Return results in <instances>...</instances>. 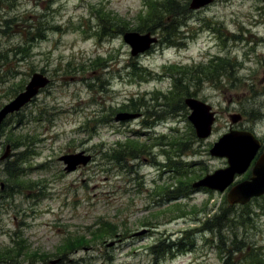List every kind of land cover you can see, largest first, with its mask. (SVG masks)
Instances as JSON below:
<instances>
[{
  "label": "rangeland",
  "instance_id": "1",
  "mask_svg": "<svg viewBox=\"0 0 264 264\" xmlns=\"http://www.w3.org/2000/svg\"><path fill=\"white\" fill-rule=\"evenodd\" d=\"M178 3L189 6L185 0ZM6 5L0 6V109L25 90L35 73L49 76L52 83L8 118L0 132V158L11 145L8 159L0 161V249L15 248L26 239L27 252L36 254L0 264H53L66 238L85 234L90 240L100 222L116 225L117 235L91 243L58 264H224L231 254L239 264H251L248 255L254 253L264 259V196L232 206L228 190L193 187L228 166L211 149L231 129L251 131L264 143L263 0H215L201 10H189L165 25L179 26L178 46L163 42L158 30L159 42L135 57L122 36H98L94 14L95 9L110 10L130 23V31H137L138 15L146 7L143 0H16ZM38 24L43 38L32 42ZM98 55H112L113 60L105 70L93 71L90 60ZM135 63L155 76H131L128 65ZM173 64L196 71V77H188L191 96L217 113L207 139L190 137L191 111L184 103L169 115L162 95L173 91L168 70ZM209 69L220 73L212 75ZM130 99H144L149 108L141 107V117L120 123L118 112H111L129 105ZM148 112L159 115L150 119L152 129L143 126ZM232 114L243 120L232 126ZM106 117L111 121L101 122ZM137 131L140 141L151 145L138 160L119 163L107 157ZM178 135L191 139L183 151L153 146L156 138L166 136L168 144ZM16 137L31 147L15 149ZM83 150L93 160L67 173L59 158ZM169 156L192 163L191 178L178 183L166 173L153 182L161 171L157 165L168 164ZM25 157L28 164L20 174L29 184L12 186L13 170L7 175V165ZM247 173L237 181L248 178ZM157 184H174L187 199L170 200L175 194L167 191L173 189L156 190ZM176 202L189 214L152 219ZM181 236L187 241L178 252L172 245ZM169 247L175 249L164 256Z\"/></svg>",
  "mask_w": 264,
  "mask_h": 264
},
{
  "label": "trees",
  "instance_id": "2",
  "mask_svg": "<svg viewBox=\"0 0 264 264\" xmlns=\"http://www.w3.org/2000/svg\"><path fill=\"white\" fill-rule=\"evenodd\" d=\"M15 1L16 0H0V6L1 5L8 6L6 5L7 2L8 4H13ZM186 1L190 2L191 0H185V2ZM178 2L179 0H164L163 2H159L157 0H145L146 9L138 15V23L136 26V30L139 32H143V33L152 32L154 34L158 30H160L161 31L160 34H161L163 42L170 44V45H178L177 41L179 37L178 35L179 26L176 28L175 27H169V28L165 27L166 24H169L175 19L178 20L180 17L184 16L186 13L189 12V6L187 4L179 5L180 3ZM182 6H185V7H182ZM94 15H95L94 18L98 20V27H99L98 36L99 37L120 36L121 34L131 30L130 23H127L126 20L122 19L119 15L114 14L110 10L106 9V11H104L102 9H95ZM39 26H40L39 24L37 26H34L33 31H35V33L33 34V37L31 40L32 42H36L37 40L43 38V36L40 34ZM112 58H113L112 55H109L106 58L102 56H98L95 59L90 60V67H92L93 71H96L97 69H100V68L102 70H105L106 68L109 67V61H111ZM100 62H104V64L101 65ZM213 64H214V61H211V66ZM211 66L208 68H211ZM82 68L84 67L82 66ZM129 68H131V71L129 74L133 77H138L140 79L142 78L144 80L154 77L151 71L145 68H142L139 63L130 64ZM196 68H200V66H197ZM168 70L170 72V75L173 81V91H171L168 95H162V98L165 99L166 105L170 109L169 115H171L177 112L176 111L177 108L182 109V105L184 103L185 97L191 96L190 86L188 84L190 80L188 79V77L189 78L196 77V71L190 68H186V66H181L177 64L171 65L170 67H168ZM208 71L212 75H218L220 73L219 69H209ZM77 72H79V70H77ZM166 72L169 75V72L168 71ZM197 73L199 75L204 72L198 71ZM158 99L159 98H156V100ZM130 100L131 101L129 105H125L118 110H113L111 112V116L114 115L115 112H119V111L138 113L140 112L141 107H144V106L148 107L144 99H140L138 101L134 99H130ZM147 115H148L149 120H147L144 123V126L147 127V129H151L154 123L152 124L150 119L152 117H158L159 115L155 113H151V112H148ZM167 117H170V116H167ZM109 121L111 120H107V117L101 120V122H106V123H108ZM194 134L195 132L193 131L192 128H190V137L193 138ZM165 138L166 137L156 138L153 145L155 146L167 145L163 141ZM12 141H13V138H12ZM16 141L17 142L13 141V146L15 149H20L23 146H26L28 148L31 147L30 143H26L25 141H20V137H16ZM189 141H191V139L187 141L186 137H177L174 140H171L169 142V145L174 150L177 149L178 151L180 150L183 151L189 144L188 143ZM150 146L151 145L143 143L139 140L129 138L127 139L125 143H119L118 148L115 149L112 154H108L107 157L119 163H121V161L126 162L128 158L130 160L140 158L142 154H144L147 150H149L148 148H150ZM27 164H28V158L25 157L21 159L20 163L14 162L12 167H8L7 165V168H6L7 175L10 169L13 170V173L10 174L11 175L10 182L15 183L16 185H12V186L24 188L25 186L29 184L28 182H27V185L25 184L26 183L25 180L22 179L23 174H20L22 173L21 167H24ZM168 166H170L169 167L170 170L174 173L173 178H176L178 183H180L184 179L191 178V172H189L188 169L192 166V163H189V164L179 163L178 159H175L169 156ZM181 167H186L187 171L182 170ZM172 187H174V185ZM164 191H166V189ZM180 192H181V189L171 192L175 194L174 200L181 198L182 195L180 194ZM156 196H160V194H156ZM184 207L185 206L183 204H179V203L174 204L167 211L154 214L153 218L155 220H158L160 217L163 218L167 216H172V219H174V218H180V217L186 216L189 214V212H185L184 210H182ZM195 211L196 210H194V212ZM176 212L179 214L176 215ZM212 220L213 219H211V221ZM88 229L90 231L91 229H94V227H89ZM211 229L214 231L213 228ZM117 232H118V228L116 225L112 223L102 224V222H100L98 228H96V230H93L91 232L92 239L90 240L87 238L85 234L76 235L75 237H73L74 236L73 235L72 237L70 236L66 238L64 241V244L59 246L60 250L58 252L59 255H57V257H61L64 259L66 256H69V254H74L81 250L86 249L88 246H90L91 243H94L97 241L105 242L107 238H112L113 236H115V234L117 235ZM186 241L187 239H181L173 245L178 251H181L183 250V248H185ZM28 247L29 245H27V240L22 239L20 242L18 241L17 247L15 248L7 247L5 249H0V263H3L4 261H9V260L17 261L18 259L22 257L35 258L36 257L35 253L27 252ZM174 249H171L169 247L167 250L163 252L164 256L171 254ZM48 257H45V258H48ZM248 259L250 260L251 264H264V259L259 257L256 253L252 254L251 256L248 255ZM224 264H239V263L237 262V259L234 258L233 254H231L230 257L226 258Z\"/></svg>",
  "mask_w": 264,
  "mask_h": 264
},
{
  "label": "water",
  "instance_id": "3",
  "mask_svg": "<svg viewBox=\"0 0 264 264\" xmlns=\"http://www.w3.org/2000/svg\"><path fill=\"white\" fill-rule=\"evenodd\" d=\"M213 0H193L191 9L198 10ZM125 41L132 47V55L137 56L148 51L152 45L157 42L151 34L142 35L137 32H128L124 36ZM49 79L42 74H35L26 91L19 95L13 102L6 105L0 111V126L11 113L21 110L23 106L29 103L40 91L49 84ZM186 105L193 111L189 117L190 121L196 128L197 135L200 139H206L211 136L213 126L216 121V113L212 111V107L195 98H187ZM138 115L121 113L117 116L118 121H125L137 118ZM233 123L242 120L241 115H232ZM261 144L253 133L248 131L233 130L224 135L211 150V154L216 157L227 158L228 168L216 171L201 181L194 184L195 188L209 187L214 190L224 192L231 186L237 175L244 174L254 160ZM11 152V146H7L6 152L1 158L5 160ZM67 165V170L73 171L80 165H87L91 161V157L85 156L84 152L66 155L61 158ZM254 177L251 181L244 182L234 187L228 200L230 204H247L253 197L264 194V157L260 158L254 168ZM253 187V188H252Z\"/></svg>",
  "mask_w": 264,
  "mask_h": 264
}]
</instances>
